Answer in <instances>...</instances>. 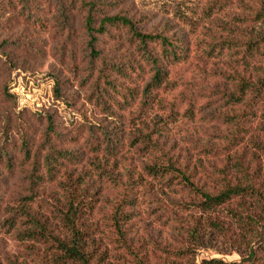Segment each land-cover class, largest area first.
<instances>
[{
    "label": "trees",
    "instance_id": "obj_1",
    "mask_svg": "<svg viewBox=\"0 0 264 264\" xmlns=\"http://www.w3.org/2000/svg\"><path fill=\"white\" fill-rule=\"evenodd\" d=\"M230 6L246 14L205 30L198 45L201 73L183 80L170 76L187 60L180 40L143 32L135 21L117 16L102 18L94 29L87 5L89 47L94 34L119 26L149 67L137 130L125 139L127 151L144 162L137 172L130 163L118 169L119 143L104 128L88 129L89 137L98 133L93 151L102 147L103 153L78 174L65 164L74 160L72 153L49 146L24 173L25 196L0 208L1 228L21 249L16 264H264V0H206L200 19L209 21ZM153 107L158 114L148 118ZM181 120L197 124L203 140L186 139L189 146L179 148L168 125ZM47 133L54 134L49 123ZM92 176L116 191L108 213L91 191ZM144 177L159 183L162 198L144 187ZM139 189L152 197L158 222L170 223V240L153 238L147 224L140 228ZM165 191L177 198L170 200ZM232 254L238 260L212 257Z\"/></svg>",
    "mask_w": 264,
    "mask_h": 264
},
{
    "label": "rangeland",
    "instance_id": "obj_2",
    "mask_svg": "<svg viewBox=\"0 0 264 264\" xmlns=\"http://www.w3.org/2000/svg\"><path fill=\"white\" fill-rule=\"evenodd\" d=\"M205 4L206 0H0V208L25 196L24 173L33 161L41 162L49 146L55 152L72 153L74 160L65 164L75 174L87 170L88 160L103 153L102 147L93 151L98 133L89 137V128L113 133L118 153L123 155L118 165L121 171L130 163L137 172L144 162L133 150L127 151L125 139L137 130L134 120L139 115L142 89L151 76L149 67L137 44L119 26L94 34L96 42L89 47L84 29L87 5L93 9L94 29L102 18L117 16L135 21L143 32L180 40L187 60L172 69L170 76L185 80L201 73L198 45L206 39L205 30L215 21L226 23L230 16L246 14L230 6L209 21L200 19ZM153 51L157 53L156 46ZM146 114L152 118L158 110L153 107ZM48 123L53 135L47 133ZM168 128L169 138L179 148L189 146L183 140L199 143L204 138L197 124L185 120ZM21 138L29 152L27 160ZM87 181L92 183L91 191L97 192L99 208L108 213L116 191L94 176ZM143 182L157 199L162 198L157 181L144 177ZM165 192L170 200L177 198ZM143 193L139 189L135 209L140 228L147 224L153 238L170 240V223H163L165 218L158 222L160 212L150 205L149 193ZM2 218L1 213L0 223ZM20 252L0 226V264L20 262ZM204 257L200 255L198 260ZM212 257L238 260L235 254Z\"/></svg>",
    "mask_w": 264,
    "mask_h": 264
}]
</instances>
